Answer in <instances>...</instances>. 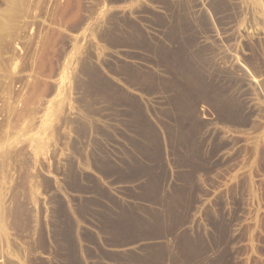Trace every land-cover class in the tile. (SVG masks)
I'll return each mask as SVG.
<instances>
[{
  "label": "rangeland",
  "instance_id": "374dc122",
  "mask_svg": "<svg viewBox=\"0 0 264 264\" xmlns=\"http://www.w3.org/2000/svg\"><path fill=\"white\" fill-rule=\"evenodd\" d=\"M0 264H264V0H0Z\"/></svg>",
  "mask_w": 264,
  "mask_h": 264
}]
</instances>
